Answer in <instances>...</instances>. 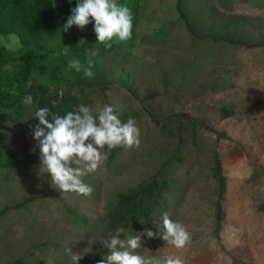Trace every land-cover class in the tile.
<instances>
[{
    "label": "rangeland",
    "instance_id": "rangeland-1",
    "mask_svg": "<svg viewBox=\"0 0 264 264\" xmlns=\"http://www.w3.org/2000/svg\"><path fill=\"white\" fill-rule=\"evenodd\" d=\"M176 1L141 0L131 39L115 49L88 47L75 58L82 65L91 59L102 75L97 86L82 89L86 105H112L126 114L124 122L134 118L141 133L139 147L122 146L113 159L105 149L101 168L83 177L90 196L59 192L48 173H39L33 104L4 114L2 132L20 162L0 167V209L11 205L0 215L1 263L72 264V253L83 255L112 233L102 232L103 217L117 193L156 175L167 181L159 222L169 213L191 240L177 249L142 237L141 255L179 257L182 264H264V0H196L203 13L189 21L197 35L178 18ZM233 22L261 44H208V29L221 36ZM0 39L11 49L20 45L13 33ZM56 43L68 48V35ZM77 73L45 66L32 77L60 94ZM215 156L226 177L222 191L213 176ZM123 228L125 235L144 230Z\"/></svg>",
    "mask_w": 264,
    "mask_h": 264
},
{
    "label": "trees",
    "instance_id": "trees-1",
    "mask_svg": "<svg viewBox=\"0 0 264 264\" xmlns=\"http://www.w3.org/2000/svg\"><path fill=\"white\" fill-rule=\"evenodd\" d=\"M76 3L77 0H0V36L8 39L9 34L13 33L18 36L20 41L17 48L11 49L0 39V124L2 125L0 126V167L20 162L16 149L14 146L8 145L3 135L2 130L5 124L3 116L5 113L17 114L24 111L28 106L22 103L26 93L33 96V105L36 109L47 107L51 113L64 115L73 110L75 106L86 105L82 89L97 86L102 77L100 69L92 61V71L95 73L92 78H85L82 71L78 72L76 78L66 83V87L60 94H55L47 83L33 79L34 70L45 66L63 69L69 59L84 56V50L88 47L103 46L106 49H115L120 45L116 38L111 41V47H105L98 43L93 23H89L82 29L72 25L68 31H63L62 26L71 15V9L75 7ZM117 3L125 5L131 10L134 26L141 0H117ZM195 3L196 0H177L176 8L178 18H182L190 32L197 35L189 18L199 17L203 13V3L202 1ZM234 17L232 15L231 18ZM175 22V19L171 20L169 25L164 27L169 28ZM164 27L161 28V31ZM232 27V30L225 29L221 36H212L211 30L208 29L205 33L211 38L208 40V44L212 45L217 42L244 46L261 44L262 41L250 40L240 33L237 29L238 22H235ZM61 33L68 35L70 43L68 48H63L56 43V37H59ZM205 34L202 36L207 37ZM80 37L83 40L82 44L78 43ZM206 52L209 55L212 54L210 49H207ZM87 63L84 66H87ZM77 89H79L78 92ZM224 108L226 112H230V108ZM119 118L124 122L127 116L123 113L119 114ZM190 121L192 125H195L193 120ZM121 149L122 146L111 149L109 158L113 159ZM213 176L218 182V189L222 191L225 187L226 177L217 156L214 159ZM166 182L165 179H157V176L153 175L146 182L118 192L113 205L104 214L102 232L106 234L114 232L117 227L135 226L136 228H148L154 233H158L161 212L159 197ZM22 203L23 201L17 202L14 207L20 206ZM10 206L6 204L2 207L0 215ZM156 238L161 241V237L158 235ZM107 253L108 249L103 243L95 242L83 253L78 264H97V261L104 259ZM22 263L20 259L0 262V264Z\"/></svg>",
    "mask_w": 264,
    "mask_h": 264
},
{
    "label": "clouds",
    "instance_id": "clouds-1",
    "mask_svg": "<svg viewBox=\"0 0 264 264\" xmlns=\"http://www.w3.org/2000/svg\"><path fill=\"white\" fill-rule=\"evenodd\" d=\"M89 23H93L97 42L105 47H111L113 38L125 41L132 37V12L117 0H77L62 29L66 32L72 25L82 29ZM67 66L70 70L82 71L85 78L95 75L91 60L84 66L80 60L72 58ZM22 103L32 105L33 96L26 93ZM32 117L38 121L32 126V137L39 148V173H48L52 186L62 193L90 196L93 189L83 177L101 168L107 160L105 149L110 151L118 146L131 149L140 144L141 133L135 119L122 122L118 112L109 104L96 109L80 104L64 115L51 113L47 107L38 108ZM158 228V233L145 228L142 232L125 235L124 228L117 227L101 240L108 253L97 264H182L179 257L159 259L137 251L142 247V237L155 238L158 235L177 249L190 243L191 233L167 212L162 213ZM67 251L72 253L69 248ZM81 258L82 255L72 253V264H78Z\"/></svg>",
    "mask_w": 264,
    "mask_h": 264
}]
</instances>
